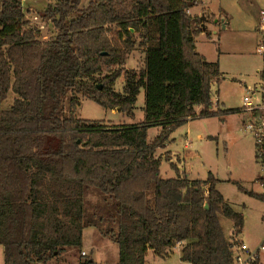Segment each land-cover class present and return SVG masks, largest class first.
<instances>
[{"label":"trees","instance_id":"16d2710c","mask_svg":"<svg viewBox=\"0 0 264 264\" xmlns=\"http://www.w3.org/2000/svg\"><path fill=\"white\" fill-rule=\"evenodd\" d=\"M190 4L201 2L93 0L80 8L81 0H57L41 16L55 34L41 39L22 0H0V103L15 95L0 109L3 264H47L81 252L87 227L117 245L116 264H145L148 251L167 258L176 246L188 264H235L244 218L216 189L218 180L210 173L189 179L173 164L175 177L163 179L156 156L188 121L241 111L213 106L219 65L196 51L201 33L210 38L208 17L189 15ZM136 46L143 69L122 72ZM120 76L122 91L115 92ZM140 89L142 122L75 114L87 98L133 117ZM150 128H159L152 142ZM237 186L264 203V193ZM219 215L232 222L231 240ZM76 264L98 263L90 255ZM248 264H261L259 255Z\"/></svg>","mask_w":264,"mask_h":264},{"label":"rangeland","instance_id":"374dc122","mask_svg":"<svg viewBox=\"0 0 264 264\" xmlns=\"http://www.w3.org/2000/svg\"><path fill=\"white\" fill-rule=\"evenodd\" d=\"M56 1L22 0L26 17L39 29L41 39L55 34L52 24L44 21L41 16L47 6H53ZM90 1L93 0H81L80 8ZM202 1L214 14L201 10L197 16H207L208 20L204 19V22L214 25L216 33L211 34L207 30L210 33L209 39L205 33H201L195 39V44L199 50L197 52L204 53L201 55L206 61L217 62L219 65L220 79L211 85L213 106L215 108L218 104L221 110H241L242 99L248 90L264 87V54L256 52L264 36V21L261 20L264 0ZM216 19L217 23H214ZM106 28L110 38L118 31L114 25ZM134 39L138 40L136 35ZM143 61V50L136 46L120 69L122 72H139L144 67ZM123 84V76H120L114 83V91L121 92ZM14 97L9 92L6 100L0 103V109L8 108ZM75 114L83 120L104 121L106 124L139 123L144 117V91L140 89L136 97L133 117H127L117 109H103L87 98L80 100ZM246 117L247 114L242 111H233L217 117L190 120L171 134L170 141L165 148L157 150L156 156L161 159L160 176L163 179L175 177L171 164L191 179L204 180L208 173L212 174L218 180L216 189L224 200L243 215V229L237 238L239 245L244 242L254 250L264 239V203L239 190L237 184L245 191L263 194L264 183L260 181L263 171L255 160L253 140L243 131L242 124ZM158 133L159 128L148 129L147 140L152 142ZM218 217L225 238L231 240L232 222L221 215ZM236 254L245 258L243 252L237 250ZM90 255L98 264H116L118 248L115 243L103 238L97 229L87 227L82 233L81 252L70 250L62 260L47 264H73ZM150 256L147 255L145 264H180L176 253L164 261ZM2 257L0 247V264H3ZM259 260L264 264V253L259 254Z\"/></svg>","mask_w":264,"mask_h":264},{"label":"built area","instance_id":"2783aa9c","mask_svg":"<svg viewBox=\"0 0 264 264\" xmlns=\"http://www.w3.org/2000/svg\"><path fill=\"white\" fill-rule=\"evenodd\" d=\"M261 16V20L264 21V12L261 13ZM256 52L264 54V38H262V44L257 47ZM241 111L247 114L242 124L243 131L253 140L255 160L263 171L261 178L264 180V87H260L258 90H248L247 95L242 99ZM237 250L245 253V258L236 254L235 264H248L255 260L259 254L264 253V239L254 250L244 243L240 244ZM82 255L85 253L82 252Z\"/></svg>","mask_w":264,"mask_h":264},{"label":"crops","instance_id":"0c3cea01","mask_svg":"<svg viewBox=\"0 0 264 264\" xmlns=\"http://www.w3.org/2000/svg\"><path fill=\"white\" fill-rule=\"evenodd\" d=\"M200 2H201V5L200 6H193V7H191L190 9H188V11H187V13L189 14V15H198L200 12H201V10H206V11H208L210 14H214L213 13V11H211L209 8H208V6L206 5V3L205 2H203L202 0H199ZM216 15V14H215ZM216 23H217V19H216ZM205 27L207 28V30H209L210 31V33L211 34H214V33H216V31H215V26L214 25H210L209 23H205ZM195 46H196V51H199V50H197V45L195 44ZM199 54H204L203 52H199ZM264 76V75H263ZM217 103V102H216ZM196 110H198V108L196 109ZM113 111V110H112ZM120 124H130V123H120ZM133 124V123H132ZM174 156H172V158H173ZM175 158V157H174ZM176 159V158H175ZM177 159H179V158H177ZM170 163V162H169ZM176 168H177V170H179L178 169V167L177 166H175ZM179 172V171H178ZM179 174L180 175H185L186 177H188V175H186L185 173H180L179 172ZM189 178V177H188ZM189 179H191V178H189ZM244 243V242H243ZM245 244V243H244ZM248 246V245H247ZM174 253H176V257H177V259H178V261H180L179 263L180 264H188V263H185V262H182L181 260H180V247L179 246H176L173 250H172V252H171V254H174ZM170 254V255H171ZM147 255H151L150 257H152V259H157V260H161V261H164V260H167V258L170 256H168L167 258H163V257H158V256H156V255H154V253L152 252V251H148L147 252V254H146V257H145V262H146V258H147ZM3 256V255H2ZM2 260H3V257H2ZM94 260V259H93ZM78 261V260H77ZM77 261H75V263H73V264H76L77 263Z\"/></svg>","mask_w":264,"mask_h":264},{"label":"water","instance_id":"95a60500","mask_svg":"<svg viewBox=\"0 0 264 264\" xmlns=\"http://www.w3.org/2000/svg\"><path fill=\"white\" fill-rule=\"evenodd\" d=\"M189 6L191 7L192 4H190ZM202 19H204V18L202 17ZM214 23H216V20H214ZM205 208L207 209V206H205Z\"/></svg>","mask_w":264,"mask_h":264}]
</instances>
